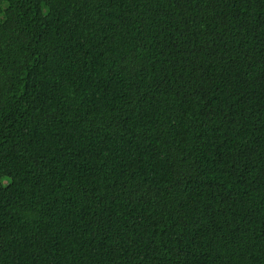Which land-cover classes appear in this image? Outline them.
<instances>
[{
  "label": "trees",
  "instance_id": "obj_1",
  "mask_svg": "<svg viewBox=\"0 0 264 264\" xmlns=\"http://www.w3.org/2000/svg\"><path fill=\"white\" fill-rule=\"evenodd\" d=\"M0 264H264V0H0Z\"/></svg>",
  "mask_w": 264,
  "mask_h": 264
},
{
  "label": "rangeland",
  "instance_id": "obj_2",
  "mask_svg": "<svg viewBox=\"0 0 264 264\" xmlns=\"http://www.w3.org/2000/svg\"><path fill=\"white\" fill-rule=\"evenodd\" d=\"M9 184V179L8 178H1L0 179V187H5Z\"/></svg>",
  "mask_w": 264,
  "mask_h": 264
}]
</instances>
